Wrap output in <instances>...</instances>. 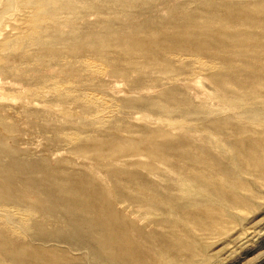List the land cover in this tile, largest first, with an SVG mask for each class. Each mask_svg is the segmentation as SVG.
Here are the masks:
<instances>
[{"label":"rangeland","instance_id":"1","mask_svg":"<svg viewBox=\"0 0 264 264\" xmlns=\"http://www.w3.org/2000/svg\"><path fill=\"white\" fill-rule=\"evenodd\" d=\"M218 1L220 0H215ZM197 2L198 0H94L82 6L81 15L85 20L83 25L96 28L100 23L102 26L109 24L122 31L111 37L107 29L105 36L111 39L106 44L93 41L87 50L84 49L88 54L84 55H87L95 68H92L93 65H89V68L79 64L57 66L50 56L45 57L47 60L43 64L39 63L44 69H50L54 65L58 67V70L51 73L59 78L57 83H62L60 85L63 91L55 90V86L48 83L40 85L41 88L37 85L39 89L34 84L29 85L30 83L27 88V85H22L26 80L31 83L38 80V75L23 77L31 69H37L38 64L29 67L23 64L12 75L0 73V119L12 120L9 128L13 131L12 136L5 140L10 146L9 153H18V156L28 154L30 163H44L42 167H50V170L56 168L73 175L84 171L88 174V179L93 181L94 188L103 189L105 195L114 202L115 210L125 212L128 218L145 231L156 229L163 235L167 233V227H157L153 223L154 215L149 217L126 202L117 201L121 193L114 185H108L113 178L127 181L129 172L141 173L146 170L137 164L145 159L135 153L137 149H147L158 143L141 142L143 135L162 132L171 140L182 141L183 138V141L208 147L204 143V137L210 136L211 131L220 133V136L225 135L237 123L259 131L258 135L244 136L245 145L235 150L233 163L229 160L230 152H227V146L222 140L217 139L214 146L212 143L208 147L220 159L216 163L219 165L216 166V180L223 187V193L219 197L214 196L211 203L206 196L194 197L191 194L183 197L179 194V201L182 203L191 205L198 202L203 207L185 208L196 214L195 222L181 215L173 214L169 217L172 227L183 240L180 241V246L166 249V253L159 256L161 259L154 256L153 264H264V115H259L254 121L258 120V125L241 124L232 119L236 109L232 100H229L233 94L232 85L225 82L222 84V80L224 75L237 79L236 69H218L222 59L215 54V48L198 47L200 49L195 51L192 46L202 45L203 38H189L175 27L169 28V25L185 17L182 7L190 4L188 9L194 10ZM17 6L18 0H0V19L3 15L6 16L0 20L1 27L8 28V22L12 20L8 17L15 12ZM9 12L11 13L7 17ZM148 23L156 24L154 32L134 31L136 25L148 26ZM128 25L131 29L129 31L126 28ZM137 43L140 45L137 46ZM230 51L238 53L239 50ZM30 52L34 53L33 48ZM12 54H16V49L10 43L0 51V56L7 55V59ZM47 55L51 54L47 52ZM11 64L9 59L3 62L4 67H11ZM232 64L236 68L239 63L233 59ZM248 71L250 70H246L244 74ZM248 101L241 102L248 104ZM204 119L209 121L206 124L207 131H203L199 125ZM232 141L235 142L234 139ZM129 155L132 159L128 162ZM96 162L102 163V168H95L94 173H91ZM155 170L182 181L193 191H200L196 183L173 172L164 164L158 163ZM150 178L161 181L153 174ZM86 181L88 184V180ZM93 184L89 182L88 185L92 187ZM204 186L211 189L209 184ZM45 232L42 235L44 237L66 235L63 232L57 233L49 226ZM181 244L185 246L182 252L179 251ZM78 252V255L83 254L82 251H73L74 255ZM2 258L11 259L0 249V259Z\"/></svg>","mask_w":264,"mask_h":264},{"label":"bare ground","instance_id":"2","mask_svg":"<svg viewBox=\"0 0 264 264\" xmlns=\"http://www.w3.org/2000/svg\"><path fill=\"white\" fill-rule=\"evenodd\" d=\"M93 1L18 0L19 6L15 8L16 10L14 9L15 12L7 13V17L11 13L8 19H12L8 22V28L0 26V51L9 43L16 49V54L8 57L12 61L11 67L3 66V62L8 60L7 55L6 57L0 56V73L12 75L23 64H27L28 67L38 64L37 69L34 68L36 70L31 69L27 73L25 71L26 75H23V77H29L27 75L30 74L38 75V80L33 83L26 80L22 82V85H27V88L34 84L38 88L48 83V85H54L55 90L60 91L62 83L58 84L59 78L57 79L55 74L51 73V71L58 70L56 69L58 65L63 67L75 64L81 67L93 65L92 68H95L94 64L88 60L87 51L85 52L84 49L87 50L93 41L106 44V41L111 38L105 36V30L110 31L111 37L122 30L111 27L109 24L102 26L100 23L96 28L93 26L91 28L87 24L83 25L85 20L81 15V8ZM189 5L182 7L185 17L169 25V28L175 27L178 32L189 38H203L202 45L192 46L195 51L200 49L198 47L215 48L217 51L215 54L222 59V64L218 69H230V71L236 69L237 79L224 75L222 80V84L225 82L232 85L233 94L229 100H232L233 106H236L232 119L241 124L244 122L258 125L256 123L258 120L254 121L259 115H264V94H262L264 90H260L264 88V12H262L264 0L246 2L198 0L194 10H189ZM128 26L126 28L129 31L131 29L130 25ZM155 26V23L153 25L148 23V26L136 25L134 31L148 32L151 30L154 32ZM117 36L120 37V35ZM139 45L137 43V46ZM32 48L35 54L30 52ZM230 49L239 51L232 53ZM47 52L52 56L47 55ZM84 53L87 55L85 56ZM46 56L54 59L57 66L44 69L40 64L47 60H45ZM233 59L239 63L236 68L232 64ZM209 66L212 67L214 64H209ZM246 70L250 71L244 74ZM220 83L216 84L221 86ZM248 95L250 98H246ZM89 96L87 97L90 98ZM243 100H249L248 104H243L241 102ZM207 123L209 121L204 119L199 124L203 131L206 130ZM238 124L234 127L232 124L233 128L229 129L230 131L225 135L220 136V133L211 131L210 136L204 137V143L208 147L212 143L214 146L217 139L222 140L227 146V152H230L228 155L232 163L236 157L235 150L245 145L244 136L259 133V131L247 128L244 124ZM10 125H12V120L0 119V249L11 258L0 259V264H153L154 256L158 260L161 259L159 256L166 253L164 252L167 251L166 249L180 246V241L183 240L178 231L172 227L169 217L175 214L194 221L196 214L185 208L201 209L203 207L198 202L191 205L185 202L183 204L179 201L181 199L179 194L183 197L191 194L194 197L206 196L211 203L214 196L219 197L224 190L216 180V166H219L216 163L220 162V159L215 157L204 144L196 145L190 141H183V138H181L183 142L171 140L162 132H155V134L153 132L152 135L144 134L141 142L158 143L147 149H137L135 153L136 156L145 159L138 161L137 164L146 170L141 173L129 172L130 177L127 181L113 178L109 180L108 185H114L121 193L117 201L126 202L149 217L154 215L153 223L157 227H167V233L163 235L155 231L156 229L147 232L128 218L125 212L115 210L114 202L105 195L103 189L94 188L93 181L88 179L84 171L73 175V173L56 168L50 170V167H42L44 163L37 165L30 163L28 154L18 156V153H9L10 146L5 139L12 136L13 131H10ZM227 152L224 151V153ZM130 159L132 158L129 155L127 161L129 162ZM158 163L168 166L173 172L193 181L196 187L199 186L200 191H193L182 181L158 173L155 170ZM94 164L96 167H93L91 173H94L95 168L97 170L102 168V163ZM151 174L160 178L161 181L151 180ZM133 175L136 177L134 178ZM86 180L88 184L89 182L93 184L92 187L86 184ZM206 184H209L211 189L204 186ZM48 226L57 233L63 232L66 235L63 237L42 236L46 233L45 229ZM184 247L181 244L179 251H184ZM73 251H82L83 254L78 255V252L77 256Z\"/></svg>","mask_w":264,"mask_h":264}]
</instances>
